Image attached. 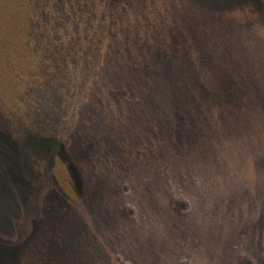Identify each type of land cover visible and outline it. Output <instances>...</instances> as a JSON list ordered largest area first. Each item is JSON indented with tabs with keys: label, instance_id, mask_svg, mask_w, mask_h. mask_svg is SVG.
<instances>
[{
	"label": "rangeland",
	"instance_id": "1",
	"mask_svg": "<svg viewBox=\"0 0 264 264\" xmlns=\"http://www.w3.org/2000/svg\"><path fill=\"white\" fill-rule=\"evenodd\" d=\"M6 23L0 264L64 186L27 159L37 128L85 181L57 231L81 264H264V0H0Z\"/></svg>",
	"mask_w": 264,
	"mask_h": 264
},
{
	"label": "trees",
	"instance_id": "2",
	"mask_svg": "<svg viewBox=\"0 0 264 264\" xmlns=\"http://www.w3.org/2000/svg\"><path fill=\"white\" fill-rule=\"evenodd\" d=\"M10 23H6V28L8 29L4 28L2 32L0 31V45L5 46L7 44L5 51H7L6 54H9L8 56L17 54V51L16 53L8 51V48L12 44L9 39L10 31L12 30ZM220 117L222 119V116ZM5 128L6 132L7 130H11L12 132L15 131L13 127L5 126ZM38 129L39 128H37L36 131L31 130L25 132V134L21 135V143L35 150L34 153V150L29 149V151L26 147L23 149L26 152L27 159L33 166L43 164L44 168V165L51 162L55 164L56 167H60V172L62 173L60 175L64 182V186L61 183H59L58 186H46L43 192L42 205H38L40 207L38 216L40 220L37 227L38 233L34 235V244L25 250L22 255L23 257L21 256V262L22 264H81V260L83 261V259L78 249H75L74 245L73 248L66 240H62L60 234H57V231L61 230L58 226L59 222L69 213V209H66L69 208L68 200L70 201L72 197L77 199L84 195L85 181L77 168L76 162L69 159L70 155L67 153L66 149L61 146L59 141L50 134L48 135L46 132ZM26 130L27 129H25V131ZM244 151L247 152V150ZM257 163L258 165L264 166V149H262L261 154L259 153ZM63 173L65 175L64 177ZM149 174H152L151 170H149ZM48 235H51V242L43 246L46 251H39L40 254L33 255L38 238L46 239Z\"/></svg>",
	"mask_w": 264,
	"mask_h": 264
}]
</instances>
